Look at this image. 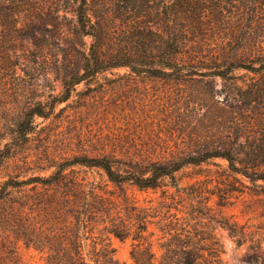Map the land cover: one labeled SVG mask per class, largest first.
<instances>
[{"label": "trees", "instance_id": "16d2710c", "mask_svg": "<svg viewBox=\"0 0 264 264\" xmlns=\"http://www.w3.org/2000/svg\"><path fill=\"white\" fill-rule=\"evenodd\" d=\"M1 34L2 82L7 77L21 79L19 71L35 80L44 65L57 74L61 90L51 94V100H35L33 94L24 96L18 90L11 102L0 99V165L27 141L36 118L49 117L77 84L110 68L125 66L135 73L177 81L194 75L209 77L213 83L220 80L225 101L233 103L228 104L235 114L228 116V131L175 158L78 154L53 164L47 175L5 178L0 201L12 191L30 190L31 202L45 209L40 210L42 230L32 240L36 249L47 251L45 264H125L106 247L102 258L83 255L80 232L87 231L102 211L97 186L87 180V170H97L120 188L130 184L148 189L160 186L165 178L175 181L176 172L185 166L221 158L229 172L264 194V132L258 129L257 112L264 103V0H0ZM213 37L225 43L209 54L206 42ZM24 41L30 45L26 47ZM242 70L250 74L248 80L238 76ZM86 183L88 189L82 187ZM140 219L144 222L145 216ZM227 228L235 231L233 226ZM145 230L142 226L140 232ZM108 231L119 237L112 228ZM133 239L132 264H224L219 248L203 262L193 248L182 244L164 246L156 258L145 238Z\"/></svg>", "mask_w": 264, "mask_h": 264}, {"label": "rangeland", "instance_id": "374dc122", "mask_svg": "<svg viewBox=\"0 0 264 264\" xmlns=\"http://www.w3.org/2000/svg\"><path fill=\"white\" fill-rule=\"evenodd\" d=\"M36 23L51 28L49 23ZM218 40L206 42V53L221 48L218 44L223 41ZM47 69L40 67L35 80L21 71L22 80L0 79V99L11 102L18 90L24 96L33 94L35 100H51L61 85L57 74ZM237 74L246 80L250 76L243 70ZM208 78L194 75L177 81L135 73L125 66L98 72L77 84L49 117L36 118L27 141L0 165V184L7 177L47 175L53 164L78 154L167 160L190 152L208 137L215 139L228 131V116L233 115L228 110L233 103L225 101L221 81ZM257 112L258 129L264 132V103ZM85 173L97 186L102 210L87 231L80 232L86 258H102L106 247L119 262L132 264L133 237L142 236L156 258L164 246L182 244L193 248L201 262L212 259L213 249L219 248L224 264H264V194L229 172L224 159L185 166L176 172L175 181L165 178L160 186L148 189L130 184L120 188L97 170ZM82 187L88 189L90 183ZM31 194L12 191L0 201V264H45L47 251L32 244L42 230L40 210L45 209L31 202ZM142 226L146 230L141 233Z\"/></svg>", "mask_w": 264, "mask_h": 264}]
</instances>
